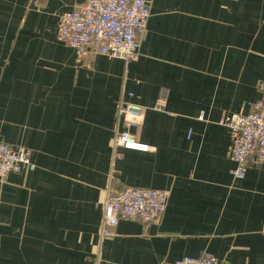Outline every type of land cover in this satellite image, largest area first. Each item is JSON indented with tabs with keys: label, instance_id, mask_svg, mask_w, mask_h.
I'll return each instance as SVG.
<instances>
[{
	"label": "crops",
	"instance_id": "crops-1",
	"mask_svg": "<svg viewBox=\"0 0 264 264\" xmlns=\"http://www.w3.org/2000/svg\"><path fill=\"white\" fill-rule=\"evenodd\" d=\"M84 1L0 0V141L35 164L0 180V264H264V162L234 178L220 123L262 96L264 0H149L132 60L59 40ZM125 102L151 151L113 147ZM124 186L166 190L165 214L100 240V202Z\"/></svg>",
	"mask_w": 264,
	"mask_h": 264
},
{
	"label": "built area",
	"instance_id": "built-area-1",
	"mask_svg": "<svg viewBox=\"0 0 264 264\" xmlns=\"http://www.w3.org/2000/svg\"><path fill=\"white\" fill-rule=\"evenodd\" d=\"M150 16L149 0H85L73 10L58 16L57 37L78 56L103 54L132 60L137 56L140 39ZM262 96L249 104L246 114L234 113L223 117L220 123L230 130L232 142L229 157L235 167L232 175L242 178L247 168L264 162V84ZM158 101L156 108H161ZM144 107L133 102L120 105L118 114L125 128L115 131L113 147L148 152L153 148L140 142L130 128L141 125ZM23 168L34 170L31 150L10 146L0 141V180ZM168 201V192L132 186L112 188L101 200L102 221L100 240L111 238L120 219H137L143 223L160 221ZM172 264H221L212 255L184 256Z\"/></svg>",
	"mask_w": 264,
	"mask_h": 264
}]
</instances>
